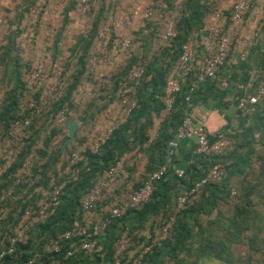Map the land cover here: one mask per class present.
<instances>
[{
    "label": "built area",
    "instance_id": "obj_1",
    "mask_svg": "<svg viewBox=\"0 0 264 264\" xmlns=\"http://www.w3.org/2000/svg\"><path fill=\"white\" fill-rule=\"evenodd\" d=\"M184 0H174L173 11L166 15L162 29L157 33V39L162 44V49L166 52L170 48V43L175 37V20L177 12L181 9ZM84 0L76 3L75 9L81 14L87 11L83 5ZM152 3H149L141 13L133 10L132 16L139 17L142 21L149 20L152 16ZM248 9L247 0H234L230 6L228 29L223 31V17L220 13H215V21L207 30V38L212 42V48L207 54H198L196 51V41L194 38L188 39L180 47V52L175 67L165 78L162 87L163 111L168 114L174 107L175 97L180 92L182 79L181 74L196 67L194 80L188 86L182 97L180 106L179 122L175 128L174 135L167 143L168 157L178 143L184 139H192V156L212 157L226 151L232 145L230 136H221L214 140L209 139L204 122L197 118L191 106V99L198 85L206 80H213L215 74L226 62L232 43L231 34L238 28L243 20V16ZM32 16L34 8L29 10ZM221 22V23H220ZM35 22L27 21L23 30L20 28L18 36L21 40L31 39L34 35L33 28ZM109 37L101 38V51H105ZM111 49L115 54L129 52L131 41L129 37L114 38L111 40ZM34 59L29 65L24 67L22 72V86L15 102L14 111L5 126H0V177L7 174L17 164L16 168L8 174L12 187H19L20 191L13 194V188L0 192V225H3L7 218L8 210L3 207L6 201L25 202V205L18 207L20 212L17 223L12 226L11 235L7 237V246L0 248V261L13 253L14 246L22 243L26 233L33 226L42 223L52 213L58 198L63 194L65 185L75 179L81 161H85L86 154H96L98 149L104 144L111 133L121 124L123 117L113 119L100 131L91 134L79 143L74 138L69 144H76L75 148L69 152L67 166L63 171H56V174L47 173L46 187L39 184L40 176L35 168L42 164V160L37 156L38 149L44 151L46 155L61 153L69 144L61 149V145L66 138L65 121L70 118V109L66 104L59 108H53V103L58 100L65 88V77L59 63H49L48 61ZM237 61L242 63L245 55L239 53ZM108 64L111 59H103ZM118 73L117 67L114 68ZM144 65L142 63L131 65L126 69L123 76L117 81L110 103L107 105L109 111L118 105L125 115L139 108V101L131 93L141 87L144 78ZM232 89L234 107L241 118L253 116L259 105V101L264 99V82L257 85L249 95L245 94V85L240 79L234 81ZM226 85V80L221 79L220 87ZM105 84L97 80L94 85L80 84L74 89V95L83 97L84 101H94L101 104L104 100ZM109 113V112H107ZM264 117V112H263ZM76 132V131H75ZM32 139L33 143L26 148V141ZM45 139H48L44 145ZM76 141V142H75ZM78 145V146H77ZM23 154L22 158L20 155ZM168 162L149 171L141 181L129 183L121 161L102 172L93 182L90 190L79 199L80 218H73L69 227L61 233L55 234L41 245L40 249L21 264H42L41 260L45 256H52L61 251L66 246V257H71L75 253L82 252L91 254L95 251L97 241L105 235V232L113 220L123 218L129 211L138 210L146 204L151 193L159 181H161L167 171ZM68 171L69 174L66 172ZM175 179L185 178L184 168L177 167L172 170ZM224 170L219 164H211L200 178L193 180L188 186L177 190L173 205L170 208L172 215L181 208L192 203L199 191L206 185H219L223 179ZM120 184V187L118 186ZM43 189L45 191H43ZM123 190V195L115 197L117 191ZM230 194L234 192L231 190ZM110 198L107 207L99 209L98 206L105 198ZM85 215V218L82 216ZM165 228L162 232L165 233ZM127 232V229H124ZM138 233V231H135ZM125 234V233H123ZM129 241L124 237L115 242L116 253L122 252ZM1 245V241H0ZM149 250V246L140 248L136 259ZM103 258V254L99 255ZM113 264H119L117 260Z\"/></svg>",
    "mask_w": 264,
    "mask_h": 264
},
{
    "label": "trees",
    "instance_id": "obj_2",
    "mask_svg": "<svg viewBox=\"0 0 264 264\" xmlns=\"http://www.w3.org/2000/svg\"><path fill=\"white\" fill-rule=\"evenodd\" d=\"M205 0H184L181 9L177 12L176 20H175V37L170 43V48L164 53L163 56L156 57L153 54L151 55L152 60L148 62V65L145 64L144 72L145 76L151 74L149 83L143 86L141 89L139 88V95L141 97L139 108L137 110H133L128 114V119L125 124L120 125L117 129H115L111 135L107 138L104 144L98 149L96 154H86L85 161H81L78 164V174L75 179H71L64 187L63 194L58 198L56 204L53 208L52 213L49 215L47 219H45L42 223H39L33 226L30 230L27 231L25 239L22 243L16 244L13 248L14 251L11 255L4 257L0 264H3L5 261L11 260L14 264H21L29 259L33 253L40 249L43 242L52 238L55 234L61 233L63 230L67 229L73 218H80V210H79V199L86 194L93 185L94 180L97 176L102 174L103 171L114 165L115 162L121 161L122 156L129 150H132L135 147H138V150H142V145L147 141L146 130L151 128L153 122V117H160L163 112L162 105V87L165 78L169 75L171 70L175 67L180 47L184 44L188 39L194 38L198 43L199 30L202 29L201 19L204 14H206L210 9L203 6V2ZM173 2L174 0H166V7L169 8L170 12L173 11ZM171 3V4H170ZM248 3V2H247ZM205 5V4H204ZM249 10V5L246 13ZM102 10H98L95 16V21L93 23V33L95 29L98 27L100 20L102 18L101 15ZM244 14V16L246 15ZM221 16L223 17V31L228 29L229 25V15L230 9L227 13L221 11ZM243 16V18H244ZM155 33H151L153 37ZM93 35H89L85 41L80 40L78 43L81 44V47L87 45L91 42ZM12 37L9 35L7 37V45H3L0 48V64L4 62L2 60L4 58V54L6 55V51H10L12 49ZM145 43H141L139 45L140 56H132L126 62L124 67L118 72L115 77L114 87L117 81L123 76L124 72L131 65H137L141 62H144L147 51L150 48V42L145 41V38L141 39ZM231 51V49H230ZM229 56V54H228ZM228 58V57H227ZM157 60L156 64L159 65V70L154 71L152 65ZM225 64V63H224ZM223 66L220 70L215 74L213 80H206L200 85L197 86L196 92L192 96L191 106L196 101H205V91L208 90L206 88L207 83L212 82L211 84H217L222 79L219 75V72L222 70ZM24 67L22 68L23 72ZM192 69V68H191ZM189 69L185 73L178 71L181 74V89L180 92L175 97L174 107L170 113L166 114L163 117V121L159 124V128L157 130V134L155 139L151 142L152 153L156 154L157 159L162 160V156L166 155L168 152L167 143L172 139L174 135L175 128L179 122L180 115V106L182 97L185 94L188 86L191 84L192 80H194V71ZM154 71V72H153ZM20 72L15 75L14 87L6 92L5 99L2 102V107L0 110V126H5L8 120L11 117V113L14 111L16 99L20 93L22 83L20 81ZM252 77V75H251ZM254 79L251 81V84L254 88L264 82V77L262 74H254ZM241 80V79H240ZM250 81V80H249ZM248 81V82H249ZM243 82V81H242ZM244 84V82H243ZM74 84L70 83L68 88L66 89L65 95L60 96L58 100L53 103V108H59L63 102L68 101L69 95L71 91L74 89ZM253 88V90H254ZM246 94V93H245ZM251 94V93H250ZM249 95V94H247ZM237 114L238 111L236 110ZM256 114V113H255ZM254 114V115H255ZM253 115V116H254ZM239 116V114H238ZM251 117L242 118V119H250ZM240 117V116H239ZM263 117V115H262ZM241 118V117H240ZM264 119V117H263ZM80 120V119H79ZM209 139L214 140L219 137L208 135ZM48 139H45L44 145ZM76 140V136H75ZM186 140V139H184ZM183 141V140H182ZM79 142V141H78ZM181 142V141H180ZM179 142V143H180ZM33 143L32 139L26 141V148H29ZM178 143V144H179ZM237 147L233 146L229 147L226 151L219 155H215L212 157H194L192 156L190 149V157H191V166L198 165L200 174H187V165H180L179 167L184 168L185 178L183 179H175L172 172H169L167 169L163 179L159 181L155 187V190L151 193L148 202L140 207L138 210L129 211L123 218L113 220L109 227L107 228L105 235L98 239L96 249L91 254H85L82 252L75 253L71 257H66V246L64 245L61 251L57 254H53L52 256H45L42 258V264H113L115 260L119 262V264H152L154 261V257L152 253L156 251V243L153 241L151 229L149 235L144 239V243L140 244L138 249L130 250L133 246V243H137L138 237H140L141 228L144 224L151 223L157 218L166 216V220H171L172 223L168 226V221L166 223H161L160 227H158V231L162 228H165L166 232H170V228L174 223V220L178 217V214L181 212L182 208L174 215L170 213V208L173 205V200L175 198L173 189H179L181 187L188 186L193 180L200 178L204 175L206 169L211 164H219L222 167L224 166L227 173L232 162H235ZM69 150L71 149L68 148ZM67 151V150H66ZM38 157L42 160V164L34 169L40 176L39 184L43 187H46L47 182V163H54L55 156L58 153L54 152L53 154L46 155L44 151L38 149L36 151ZM152 155V154H151ZM23 154L20 155L22 158ZM150 156V155H149ZM122 167L124 172L126 173V179H130V171L131 168H128L122 161ZM190 163V162H189ZM229 164L228 166L226 165ZM163 162H160L157 167L162 165ZM17 164H14L13 168L5 175L0 177V192L9 190L11 186V181L8 178V174L11 173ZM67 166V165H66ZM155 167V168H157ZM152 168L151 170L155 169ZM190 168V166H189ZM37 169V170H36ZM149 170V171H151ZM225 171V174H226ZM50 173L56 174V171L50 170ZM68 174L69 172L66 171ZM226 175L223 176V179L219 185H206L204 186L199 193L196 195L195 199L192 201L193 213L195 216H199V214L212 213V202H216L220 199H227L230 194V189L228 190L227 185L225 183ZM138 186V184H136ZM252 186V185H249ZM249 186L244 190V193H236L238 199L240 198L239 204L243 205L244 208L250 206L249 193L253 189V187L249 188ZM13 194H16L20 191L19 187H12ZM11 188V189H12ZM234 192V191H233ZM235 194V192H234ZM233 194V195H234ZM9 201H6L5 204H8ZM104 204L106 202L104 201ZM25 205V202L18 201L15 203V207L10 209L8 213H12L10 217L6 218L3 225L11 222V226H14L17 221L20 212H17L18 207L22 208ZM186 207V206H185ZM204 207L211 208L210 212H205ZM99 209H101L98 206ZM184 208V207H183ZM238 208V207H236ZM236 212V209H235ZM3 225H0V230L3 228ZM150 225V224H149ZM124 229H127V232H124ZM0 231V241L3 243L0 245L2 247L7 246V237L11 235V231L3 236ZM138 231V233H135ZM165 232V233H166ZM125 233V234H123ZM152 235V236H151ZM164 236V235H163ZM124 237H128L129 241L126 242L127 245L125 249L120 252L123 256H119V253H116L115 242L122 240ZM166 237V235H165ZM164 237V238H165ZM154 242V243H153ZM178 243H174L172 248L175 246V250L178 249ZM143 246H149V250L144 253L141 258L136 259V255L139 252L140 248ZM158 250V249H157ZM161 250V249H160ZM128 251H133L132 255H127ZM177 251V250H176ZM103 254V258H100L99 255ZM54 259V260H53ZM50 262V263H49Z\"/></svg>",
    "mask_w": 264,
    "mask_h": 264
},
{
    "label": "crops",
    "instance_id": "obj_3",
    "mask_svg": "<svg viewBox=\"0 0 264 264\" xmlns=\"http://www.w3.org/2000/svg\"><path fill=\"white\" fill-rule=\"evenodd\" d=\"M26 1L27 0H0V47L5 45L9 33L14 32L15 29H18L19 31L20 28H22L23 30L27 22V20H23V10L25 6L28 5L26 4ZM34 1L35 0H32V4ZM109 3L103 1L98 6V8H96V10L98 11L101 9V13L104 12L107 13L108 16H111L112 27L114 31L113 34L115 38L119 39L120 37H129L131 41V47L129 52L125 53V55L123 53L115 54L111 49V46L107 47L105 51H101L98 48V53L95 50L86 53L87 55L90 54L88 57L96 60V63L93 64V68H89V71L87 68V75L93 76V78L103 81L104 84L106 83V76L115 72V66L117 67V70L120 71L129 58L132 56H140V50L137 49L138 53H136L137 50L135 49V45H140L141 43L144 44L145 42L141 40L142 38H145V41L150 42V48L147 51L144 62H141L142 65H148V62L152 60V54L156 57L164 55L165 52L162 49V44L157 39V34H155L153 37L151 33H158L162 29L164 18L166 15L171 13L169 8L166 7V0H112L111 4ZM149 3H152L153 5L152 16L149 20L142 21L139 17L132 16L131 12L133 10H137L141 13L146 9ZM53 8L56 10V13L62 12L63 16L60 17H63V20L48 21V28L43 27L44 24L39 23V21L35 22V24L38 26V30L36 26L33 37L28 40H21L17 35L14 39V49L16 50V55H18V57L21 59H25V55H30V61L39 58L40 60L48 61L49 63H59L61 68L63 65H65L66 58H72L71 46L75 42V36L73 39L71 32L72 27L70 24L71 22L70 20L68 21V19L66 21L65 18V16L70 18V13H72V10H68L65 0H63L62 4L60 5L55 4V7ZM220 12L221 10L219 8L212 7L206 14L203 15L201 19L202 29L199 30L198 43L196 42V51L200 55L209 53L212 48V42L207 38L206 30L215 23L213 15ZM56 26H59L61 29H63V35L61 37L52 38L50 36H52L54 33L55 30H53V28ZM44 29H47V31ZM95 39L96 38H94L90 43L93 45H98V42H96ZM80 43L77 42V45ZM111 43L112 41H109L108 44L111 45ZM240 43L241 48L239 50L232 49L230 51L224 67L219 72L220 77L226 80V85L224 87H220L219 83H207L206 88H208V90H206L204 93L206 100L196 101V103L192 104V108L194 109L197 118L204 122V128L207 135L212 137L217 136L218 134L219 137L230 136L232 138L231 147L240 145L239 148L237 147V156L235 162H232V165H230L228 169V173L225 174L227 179H230L231 177L243 178L244 176L246 178H250V176H247L246 173H248V169L252 171L251 163L254 161V157H256L255 167H257L258 172L261 174V177L258 179L259 181L256 180L258 183V192L261 196L259 203L263 205L264 119L262 115L264 112V99L259 101L256 114L252 118L242 119L238 116L234 107L233 95L231 91L235 83L234 81L236 79H241L245 85V93L250 94L253 92L254 86L247 84L252 83L251 81L254 79V74L260 73L264 77V56L262 55V51L260 54L254 53V49L252 48V45H249L250 42L248 39H241ZM243 44H245L246 47H242ZM44 46L48 47L47 52H42V48H44ZM52 47L53 51L51 49ZM239 53H243L245 55V60L242 63L237 61V56ZM56 56L58 57L57 61L54 59ZM109 57L111 59V63L108 64L103 59ZM156 62L157 60L152 65L154 71L159 70V65H157ZM105 63L109 65L107 69L104 68ZM85 67L86 66H84V71ZM195 68L196 67H193L191 69L194 71V73H196ZM61 70L65 77L66 85L61 94L62 97L65 95L66 89L70 85V79L69 75L62 68ZM19 75L21 81L22 69ZM150 76L151 74L144 76L140 89L149 83ZM74 89L71 91L68 101L63 102V104H66L70 109V118L68 119L75 121L77 124L75 132L76 138L78 137L76 134L83 129L82 125L86 124L88 126L87 129H92L93 133L100 131L104 126H106V124L104 125L103 117L101 115L97 116V112L98 114L102 112L106 114L109 112L111 118L115 116L120 118L123 117V119H121V125L125 124L127 121L128 115H125L123 110L117 104L114 105L112 108L113 111L111 113L108 106L106 105H103V107L100 108L101 104L97 102L84 101L83 97H77L74 95ZM132 95L136 97L140 103L141 97L139 95V91H134L130 94V96ZM83 105L87 110L86 119H82L83 114L80 113ZM165 115L166 113L163 111L162 117L160 116L158 118V120L155 122V125L152 124L151 128L146 130L145 135L147 136V141L142 145L141 151L138 150V147H135L132 150L127 151L122 156L121 161L128 168H131L129 175L130 179H127L129 183L136 184V182L141 181L143 177L149 172V170L157 167L160 162H163V164L168 162L167 169H169V172H172L174 168L184 164L185 166L187 165V174H200L198 165L195 164L191 166V157L189 153L191 145L193 144L192 139L181 141L173 150L172 155L168 157L167 152L166 155L162 156L161 161L157 159L155 153H152V148L150 146L151 142L155 139L157 130L160 126L159 124L163 121V117ZM177 190L178 189L176 188L173 189L174 195L177 193ZM82 217L85 218V215Z\"/></svg>",
    "mask_w": 264,
    "mask_h": 264
},
{
    "label": "rangeland",
    "instance_id": "obj_4",
    "mask_svg": "<svg viewBox=\"0 0 264 264\" xmlns=\"http://www.w3.org/2000/svg\"><path fill=\"white\" fill-rule=\"evenodd\" d=\"M62 1L63 0H35L32 4V0H27L26 4L28 5H26L23 10V20L25 19L32 22L39 21V23L44 24L43 27L48 28V21L63 20V17H60L63 16L62 12L56 13V10L53 8L55 7V4H62ZM65 1L68 10H72L70 18H67V16H65V18L66 21L68 19V21L70 20L71 22V32L73 39L75 36V42L71 46L72 58H66L65 65L61 68L69 75V83H73L74 86L80 84H88L91 86L94 85L98 79L87 75L86 70L88 68L89 71V68H93V64L96 63V60L88 57L90 54L87 55L86 53L94 50L98 53V48L101 47L100 42L102 37H109L111 40L112 38H115L111 16H108V14L104 12L101 13L102 18L93 33V23L97 14L96 8H98L103 1L110 2L109 4H111L112 0H84L83 5L87 8V11L83 14L75 9L76 3H79L81 0ZM233 1L234 0H205L203 2L205 5L203 4V6L208 9L217 7L221 11L227 13ZM247 2L249 10L238 28L231 34L232 43L230 49L239 50L241 48V39H248L250 42L249 45H252V48L254 49V53L260 54L262 51V55L264 56V0H247ZM32 7L34 8V13L31 16L28 12ZM36 26L37 25L35 24L33 33ZM44 30L47 31V29ZM53 30L55 31L50 37H61L63 35V29L59 26H56ZM18 33V29L9 33L13 38V40H11L13 48H10V51H6V55L4 54V58L2 59L4 62L0 64V110L6 92L14 87V83H17L14 78L16 73H18V70L20 72L23 67L28 66L31 60L30 55H25V59H21L16 55L14 39ZM90 34L93 35L92 40L96 38L95 41L98 42V45H93L90 42L87 45L83 44L82 47L81 44L77 45V42L80 40L85 41ZM5 45H7V43H5ZM108 47H110V44ZM242 47H246L245 44H243ZM47 49L48 47L44 46L42 52H47ZM51 49L53 51V47ZM135 49L140 50L138 44L135 45ZM136 53H138V50ZM54 59L57 61L58 57L56 56ZM84 66H86L85 71ZM108 67L109 65L105 63L104 68L107 69ZM117 74L118 73L113 72L106 76V88L103 89L104 101L101 103L100 108H102L103 105L107 106L110 103ZM112 111L113 110L111 109L110 112L112 113ZM80 113L83 114L82 119H86L87 110L84 108V105L81 108ZM96 114L97 116L101 115L103 117L104 125H108L113 119L117 118V116L111 118L110 113L105 114L102 112L98 114L97 112ZM157 120L158 117H153V125H155ZM82 126L83 129L76 134L78 135L76 141H79L82 138L85 140L93 133L92 129H87L88 126L86 124ZM85 132L87 136L85 135ZM79 143L81 142L79 141ZM75 145L76 144H69V148L71 146V149H74ZM70 151L71 150L66 147L61 153H58V155L55 156L54 163H47L48 171L65 170ZM254 158L256 159V157ZM255 159L252 162L253 165L251 163L252 171L248 169V173H246L250 178L244 176L243 178L231 177L230 179H227L226 176L225 183L227 188L228 190L230 189V191H234L235 194L230 195L227 199H220L216 202L213 201L211 206L213 209L212 213L195 216L192 214L193 206L191 205L192 203H190L182 208L178 217L174 220L169 233L166 231V233H163V228L158 231L160 224L168 221L165 219L166 216L157 218L151 223L144 224L141 228L140 237L136 239L138 242L133 243L130 250L138 249L139 245L144 243V239H146L152 229V238L158 249L152 253L154 257L152 264H264V204L262 205L259 203L261 196L258 192V183L256 180L261 177V174L258 172L257 167H255ZM43 160L44 159H42V161ZM226 165L228 166L229 164L226 163ZM223 170L225 176L226 169L224 166ZM48 171L47 173H49ZM118 186L120 187V184ZM248 186L249 188L253 187L249 193L251 203L250 206L244 208L243 205L239 204L240 198L238 199L236 193H244V190H246ZM43 191L45 190L43 189ZM122 193L123 190L117 191L115 197H118V195ZM104 201L109 203L110 198L106 197L105 200L99 204V207L102 209L108 205L104 204ZM15 203L16 202L13 201L3 205V207L10 211V209L15 207ZM211 208L204 207V210L205 212H210ZM10 215H12V213L7 212V218L10 217ZM171 223L172 221L169 220L168 226ZM1 229L2 231H0L5 237L12 229L11 222H8L7 220V224L3 225V228ZM2 243L3 241H1V244ZM174 243H178L177 246L179 247L176 249L177 251L175 250V246L172 248ZM133 251H128L127 255H132L133 253L131 252ZM119 256H123V254L119 253ZM3 264L14 263L13 261L8 260ZM50 264H52V262Z\"/></svg>",
    "mask_w": 264,
    "mask_h": 264
},
{
    "label": "water",
    "instance_id": "obj_5",
    "mask_svg": "<svg viewBox=\"0 0 264 264\" xmlns=\"http://www.w3.org/2000/svg\"><path fill=\"white\" fill-rule=\"evenodd\" d=\"M65 127H66V138L63 141L60 150H62L65 147V145L72 142V140L74 138V133H75L76 128H77V124L75 121H73L71 119H67L65 121Z\"/></svg>",
    "mask_w": 264,
    "mask_h": 264
}]
</instances>
